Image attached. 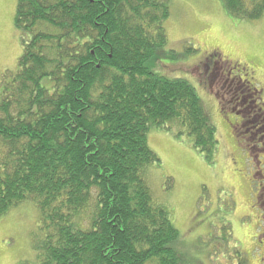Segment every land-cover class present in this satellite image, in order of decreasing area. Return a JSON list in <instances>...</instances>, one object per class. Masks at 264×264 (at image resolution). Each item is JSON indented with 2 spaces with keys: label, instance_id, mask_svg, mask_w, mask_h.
Wrapping results in <instances>:
<instances>
[{
  "label": "trees",
  "instance_id": "trees-1",
  "mask_svg": "<svg viewBox=\"0 0 264 264\" xmlns=\"http://www.w3.org/2000/svg\"><path fill=\"white\" fill-rule=\"evenodd\" d=\"M220 1L234 20L264 14V0ZM169 14V0H17L23 50L0 79V219L33 205L34 264H191L146 180L160 164L147 134L186 136L208 163L218 140L195 89L154 71Z\"/></svg>",
  "mask_w": 264,
  "mask_h": 264
},
{
  "label": "rangeland",
  "instance_id": "rangeland-1",
  "mask_svg": "<svg viewBox=\"0 0 264 264\" xmlns=\"http://www.w3.org/2000/svg\"><path fill=\"white\" fill-rule=\"evenodd\" d=\"M16 6L17 0H0V79L16 71L23 50L24 36L14 25ZM169 8L162 49L168 56L154 71L183 79L195 89L216 128L218 149L208 163L186 136L176 138L174 132L151 128L147 144L160 164L147 170L146 180L153 198L171 212L191 264H264L260 260L264 248L258 251L264 241L258 226L264 225V215L255 206L256 188L250 189L231 128L217 114L215 101L206 85H199L202 79L193 67L213 54L218 66L223 60L236 64V71L246 68L264 105V14L253 22L234 20L220 0H169ZM40 227L31 203L3 216L0 264L36 263L33 242L43 235Z\"/></svg>",
  "mask_w": 264,
  "mask_h": 264
},
{
  "label": "flooded vegetation",
  "instance_id": "flooded-vegetation-1",
  "mask_svg": "<svg viewBox=\"0 0 264 264\" xmlns=\"http://www.w3.org/2000/svg\"><path fill=\"white\" fill-rule=\"evenodd\" d=\"M214 56L209 54L203 62L193 67L202 79L199 85H206L209 96L215 101L217 114L231 128L236 152H240L243 169L250 180L247 183L251 190L256 188L257 204H254L264 215V105L260 99L261 90L249 77L246 68L241 67L236 71V64L219 58L222 66H218ZM260 225L264 236V225ZM262 247L264 241L259 243L258 251ZM260 260L264 263L263 253Z\"/></svg>",
  "mask_w": 264,
  "mask_h": 264
}]
</instances>
